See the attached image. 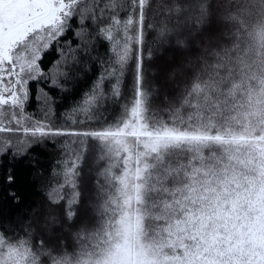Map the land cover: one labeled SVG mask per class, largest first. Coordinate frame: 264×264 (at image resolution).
I'll return each mask as SVG.
<instances>
[{
	"label": "snow or ice",
	"instance_id": "1",
	"mask_svg": "<svg viewBox=\"0 0 264 264\" xmlns=\"http://www.w3.org/2000/svg\"><path fill=\"white\" fill-rule=\"evenodd\" d=\"M37 147L0 264H264V0H0V157Z\"/></svg>",
	"mask_w": 264,
	"mask_h": 264
},
{
	"label": "trees",
	"instance_id": "2",
	"mask_svg": "<svg viewBox=\"0 0 264 264\" xmlns=\"http://www.w3.org/2000/svg\"><path fill=\"white\" fill-rule=\"evenodd\" d=\"M59 53L53 52L48 54L45 58V65L51 66L56 59H58ZM87 85V80H83L79 84L75 81L70 82L67 88L74 90L78 95L79 92L84 89ZM39 87L44 88L50 93V95L56 98L57 102V116L60 114L62 108L67 107L69 100L64 93L59 92L56 88L51 85H45L41 83ZM33 93L36 94L37 85L33 84ZM62 97H64L62 99ZM42 105L39 104L35 99L30 104V110H35L39 114V110ZM53 154L49 151L37 147L34 148L30 154V157L25 160H14L11 156L0 157V197L7 196L9 188L7 185L2 183V177L6 169L13 168L19 179L18 182L12 186L11 190L17 191L22 198L21 209L26 210L29 205L36 206L42 200V191L44 188V181L47 177L48 169L52 164ZM43 172L44 176L41 177L40 173ZM3 208L6 213H19L21 209L15 208L11 203H4Z\"/></svg>",
	"mask_w": 264,
	"mask_h": 264
}]
</instances>
